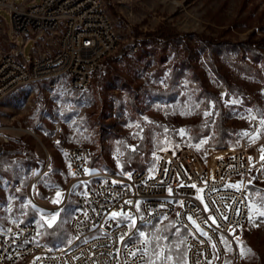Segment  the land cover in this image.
<instances>
[{
	"label": "rangeland",
	"instance_id": "rangeland-1",
	"mask_svg": "<svg viewBox=\"0 0 264 264\" xmlns=\"http://www.w3.org/2000/svg\"><path fill=\"white\" fill-rule=\"evenodd\" d=\"M104 1L119 36L107 71L94 72L81 92L58 79L0 100V134L10 137L0 168V226L35 221L41 240L59 234L61 246L72 241L70 220L78 208V190L62 209L53 202L71 176L70 147L88 146L91 167L114 172L155 167L161 147L193 145L206 155L249 137L262 140L264 149V0ZM0 11L1 54L9 48L4 39L12 18L6 8ZM34 45L25 46L29 57ZM253 118L261 122L254 133ZM250 186L248 219L235 233L237 264H264V161ZM156 222L147 227L148 253L155 246L147 264H186L183 228L171 217ZM166 226L178 234L175 245L161 236Z\"/></svg>",
	"mask_w": 264,
	"mask_h": 264
},
{
	"label": "built area",
	"instance_id": "built-area-1",
	"mask_svg": "<svg viewBox=\"0 0 264 264\" xmlns=\"http://www.w3.org/2000/svg\"><path fill=\"white\" fill-rule=\"evenodd\" d=\"M1 8L12 21L9 48L0 54V100L32 83L55 86L58 79L81 92L94 72L108 70L119 36L104 0H0ZM4 19L0 11V34ZM30 40L35 45L29 57ZM260 124L253 118L251 132ZM261 141L247 137L206 155L193 145L161 147L155 167L127 172L92 168L88 146L70 147L71 176L56 208L78 190L72 241L52 245L40 239L37 222L13 220L0 226V264H147V227L168 217L187 232L186 264H237L235 233L248 219L253 172L263 166ZM9 142V135L0 134V153ZM113 212L127 215L113 218Z\"/></svg>",
	"mask_w": 264,
	"mask_h": 264
},
{
	"label": "trees",
	"instance_id": "trees-1",
	"mask_svg": "<svg viewBox=\"0 0 264 264\" xmlns=\"http://www.w3.org/2000/svg\"><path fill=\"white\" fill-rule=\"evenodd\" d=\"M256 44L254 45L255 47H253V44H250L248 49H250L252 51H255L254 49H257ZM5 152L4 153H0V168L4 165V162L6 161V158L8 157V154H6ZM4 154H5V156H4ZM35 158L36 157H33V159H35ZM250 188L252 189V186H250ZM156 223L157 222H154L151 225H149L148 226L149 229L153 228L156 225ZM182 231H183V236L184 237H183V245H182L180 253H181L182 257L185 258V254H186V234H187V232H186V230L184 228H183ZM58 236H59V234L56 235V238H55V236H47V237H45V239L47 240V242H50L52 245H58L59 243H56L57 242L56 240H57ZM161 236L164 238V241L168 244V246L175 245V243L177 242V238H178V234H176L175 228L173 226L172 227L166 226L165 229L163 231H161ZM151 246L153 247V250L149 251V253H148V258L149 259L150 258L152 259V256L155 253L154 243Z\"/></svg>",
	"mask_w": 264,
	"mask_h": 264
},
{
	"label": "snow or ice",
	"instance_id": "snow-or-ice-1",
	"mask_svg": "<svg viewBox=\"0 0 264 264\" xmlns=\"http://www.w3.org/2000/svg\"><path fill=\"white\" fill-rule=\"evenodd\" d=\"M206 115H207V113H206ZM180 134H181V135H184V130H181V133H180ZM245 135H247V133H245ZM261 151L264 152V149H262ZM262 159H264V157H262ZM86 171H87V170H86ZM192 187H195V185H192ZM169 191H171V190L169 189ZM60 197H61V193H60V192H57V193H56V199H55L53 202H54V203H59V202H60ZM126 203L131 204L132 202H131V201H127ZM121 215H127V214H125V213H118V212H113V213H112V217H113V218H116V217L121 216ZM260 215H261V216H264V212H261ZM55 219H56V216H53V217H52V222H54ZM189 219H191V218L189 217ZM52 222L49 223V226H51V223H52ZM134 225H135V220L132 219V226H134ZM139 235H140V236H145V233L142 232V231H140V232H139ZM123 239H124V237H121V240H122V241H123ZM145 243H146V241H145ZM131 255H132V256H135V255H136V252H132ZM157 255H160V254L157 253ZM167 259L170 260L171 257H167ZM153 264H154V262H153Z\"/></svg>",
	"mask_w": 264,
	"mask_h": 264
},
{
	"label": "bare ground",
	"instance_id": "bare-ground-1",
	"mask_svg": "<svg viewBox=\"0 0 264 264\" xmlns=\"http://www.w3.org/2000/svg\"><path fill=\"white\" fill-rule=\"evenodd\" d=\"M32 196H33V194H32ZM38 201V200H37ZM40 206H42V207H45L46 205L45 204H43L41 201H38L37 202ZM47 207V206H46ZM51 209H52V207H50Z\"/></svg>",
	"mask_w": 264,
	"mask_h": 264
},
{
	"label": "crops",
	"instance_id": "crops-1",
	"mask_svg": "<svg viewBox=\"0 0 264 264\" xmlns=\"http://www.w3.org/2000/svg\"><path fill=\"white\" fill-rule=\"evenodd\" d=\"M5 39H6V38H5ZM5 39H4V40H5ZM2 50H3V49H2Z\"/></svg>",
	"mask_w": 264,
	"mask_h": 264
}]
</instances>
